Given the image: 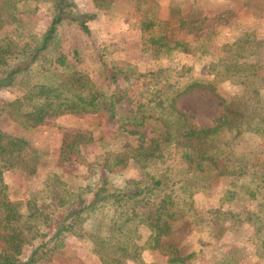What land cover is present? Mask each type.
<instances>
[{"label": "trees", "instance_id": "trees-1", "mask_svg": "<svg viewBox=\"0 0 264 264\" xmlns=\"http://www.w3.org/2000/svg\"><path fill=\"white\" fill-rule=\"evenodd\" d=\"M34 1L50 5L44 35L26 44L10 36L0 38V91L22 92L13 102L0 100V117L7 113L26 130H34L48 117L95 115L105 129L99 139L103 151L88 161L86 148L95 141L93 134L64 133L60 158L83 167L85 182L73 184L62 173L50 174L43 190L31 193L25 201H14L5 174L34 175L37 168L23 158L30 143L0 131V264L48 262L64 248L69 236L81 240L101 264H147L142 256L147 249L162 252L168 264H195L197 251L184 254L168 241L178 223L196 225L190 219L204 214L195 208L194 196L221 177L231 178L227 201H256L264 189V75L256 73L264 59L252 34L243 33L235 44L226 46V58H217L210 51L211 28L226 26L229 13L195 18L174 6L168 20H158L149 18L158 10L155 0H129L144 12L142 42L153 55H199L211 72L219 70L215 78L243 88L233 101H223L221 116L201 127L176 103L197 88L214 91V82L196 80L179 90L171 89L167 96L150 88L145 93L138 84L146 76L154 78V73L139 74L127 65L108 63L102 72L104 90L68 64L66 56L54 55L61 29L75 25L90 37V24L109 11L115 0H93L89 11L79 9L75 0H0V31L5 25L21 24L22 14L35 11L28 9ZM257 11L264 13L262 8ZM36 71L43 73V81L30 84ZM149 121L160 128L148 138L141 129ZM247 133L259 135L261 145L239 151ZM121 137L126 144L119 150L110 148ZM169 146L181 150L186 169L178 173L159 170ZM131 164L144 171L143 177L122 180ZM253 166L259 174L240 184L244 175H251L248 167ZM243 218L244 213L235 215L230 229L238 232ZM261 219L263 227L255 241L263 248L264 215ZM214 223L220 231L225 227L220 220ZM141 227L150 232L144 246L139 244Z\"/></svg>", "mask_w": 264, "mask_h": 264}, {"label": "rangeland", "instance_id": "rangeland-1", "mask_svg": "<svg viewBox=\"0 0 264 264\" xmlns=\"http://www.w3.org/2000/svg\"><path fill=\"white\" fill-rule=\"evenodd\" d=\"M77 7L83 11L93 10V0H75ZM158 10L151 19L168 20L174 6L182 9L186 16L213 18L221 13H229L227 25L211 28L212 35L209 46L211 53L217 58H226V46L235 44L243 35L250 31L255 39L256 50L264 59V0H155ZM22 14L21 24L5 25L0 31V38L10 36L20 44L29 43L34 36L42 37L50 19V5L43 1L32 2L29 10ZM144 12L129 0H115L114 6L101 13L98 20L90 27L92 35L86 36L75 25H69L60 30L59 42L54 55L67 57L68 64L75 70L89 76L102 89L107 86L102 81L104 65L116 63L127 65V69L139 74L154 73V78L146 76L138 84V89L147 88L162 90L166 96L171 95V89H181L183 86L198 80L199 82H214L215 90L197 88L181 96L176 107L189 116L201 127H208L215 118L222 114L223 101L231 102L243 93V88L231 80L222 77L215 78L208 68L206 60L198 59L199 55L174 54L155 56L142 42L141 25ZM256 69L258 75H264V60ZM50 67V65L48 64ZM54 69L53 66L50 67ZM39 71V70H38ZM36 71L30 84L42 82L41 74ZM211 73V74H210ZM178 89V90H179ZM164 94V93H163ZM22 96L20 91H0V100L13 102ZM163 98L166 99L167 97ZM162 98V99H163ZM146 102V99L144 97ZM160 125L149 121L141 130L149 137L155 136ZM0 131L17 135L26 139L30 145L25 149L23 158L26 163L35 165L34 175L22 171H11L5 174V183L9 186L14 201H25L31 193L44 189L45 180L50 174H64L73 184H83L84 169L76 164L64 163L60 158L63 135L66 132H91L95 141L86 148L87 160L93 161L103 149L99 139L105 134V129L99 126V118L95 115H64L48 117L44 123L34 130H26L23 125L3 113L0 117ZM262 139L254 133H247L240 140L239 151H250L261 145ZM126 144V138L114 142L115 150ZM165 160L159 165V170L171 169L178 173L186 169L179 148L169 146L164 150ZM250 176L244 175L240 184L252 181L259 174L257 167H248ZM144 171L131 164L121 178L139 180ZM74 176L77 179H74ZM120 179V180H121ZM231 187L230 177H221L213 182L211 187L194 196V206L204 212L201 216L192 217L189 224L178 223L175 233L168 237L170 243L178 246L182 253L197 251L195 264H264V247H259L255 235L261 231L264 215V189L256 201L243 199L227 201V191ZM215 211H221L216 214ZM244 213V223L238 232L231 230L233 217ZM246 214V216H245ZM198 219V221H197ZM224 223V229H216L214 221ZM142 239L139 244L145 245L150 235L147 228L141 227ZM217 235V237H216ZM258 243V244H257ZM48 262L41 264H101L85 244L74 236H69L64 248H61ZM143 259L147 264H168L167 257L160 251L145 250Z\"/></svg>", "mask_w": 264, "mask_h": 264}]
</instances>
